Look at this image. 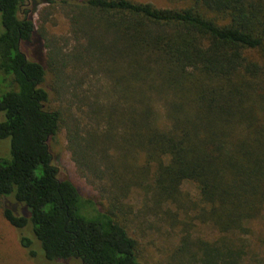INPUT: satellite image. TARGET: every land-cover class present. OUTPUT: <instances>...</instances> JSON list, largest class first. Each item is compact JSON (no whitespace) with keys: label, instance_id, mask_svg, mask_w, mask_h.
Returning a JSON list of instances; mask_svg holds the SVG:
<instances>
[{"label":"trees","instance_id":"trees-1","mask_svg":"<svg viewBox=\"0 0 264 264\" xmlns=\"http://www.w3.org/2000/svg\"><path fill=\"white\" fill-rule=\"evenodd\" d=\"M168 1L0 0V210L31 259L144 264L123 211L140 189L178 236L166 264H264V0ZM41 3L70 46L42 42ZM62 126L107 203L60 175Z\"/></svg>","mask_w":264,"mask_h":264},{"label":"rangeland","instance_id":"rangeland-1","mask_svg":"<svg viewBox=\"0 0 264 264\" xmlns=\"http://www.w3.org/2000/svg\"><path fill=\"white\" fill-rule=\"evenodd\" d=\"M29 1L33 2L34 0ZM135 1L150 2L157 7L170 6L168 0ZM40 14L44 16L42 17V24ZM32 19L38 33L43 37L42 42L51 45L54 40L55 44L57 41L60 43L59 46H65V41L70 39L69 22L60 7H49L45 3L37 4L32 13ZM67 42L68 47L71 41ZM21 49L33 59L42 60V54L43 56L46 54L45 49L40 54L35 41L34 43H22ZM56 104L59 105V103ZM6 141H0V158L6 157L7 145L9 146L8 139ZM49 146L53 154L54 164L59 168L62 177L69 178L83 197L107 203L105 201L108 199L107 194L102 192V187L106 184L105 180H94L90 175L80 171L73 162L67 148L64 126L50 140ZM183 188L189 192L190 196L196 194L194 186L191 184H184ZM128 194L129 196L124 199L126 207L123 210L128 220L124 223L129 234L137 240L140 261L144 264H166L171 250L178 243V236L162 220L160 210L153 208V203L148 195H144L140 189H133ZM6 203L14 209L20 210L11 198ZM18 237L17 230L5 220L0 210V264H80L72 260L48 262L39 256H37V260L31 259L27 251L19 244Z\"/></svg>","mask_w":264,"mask_h":264}]
</instances>
